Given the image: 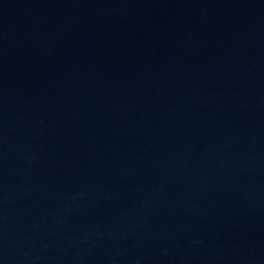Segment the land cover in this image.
Segmentation results:
<instances>
[{
	"label": "water",
	"instance_id": "95a60500",
	"mask_svg": "<svg viewBox=\"0 0 264 264\" xmlns=\"http://www.w3.org/2000/svg\"><path fill=\"white\" fill-rule=\"evenodd\" d=\"M0 264H264V0H0Z\"/></svg>",
	"mask_w": 264,
	"mask_h": 264
}]
</instances>
